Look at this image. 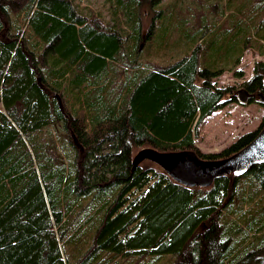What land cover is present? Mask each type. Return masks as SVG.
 <instances>
[{
	"label": "trees",
	"instance_id": "1",
	"mask_svg": "<svg viewBox=\"0 0 264 264\" xmlns=\"http://www.w3.org/2000/svg\"><path fill=\"white\" fill-rule=\"evenodd\" d=\"M81 1L0 0V264H264V162L206 188L132 166L142 148L218 161L257 135L264 113L219 153L195 147L238 101L218 78L264 55V0H103L108 20ZM241 88L264 98V61Z\"/></svg>",
	"mask_w": 264,
	"mask_h": 264
},
{
	"label": "rangeland",
	"instance_id": "2",
	"mask_svg": "<svg viewBox=\"0 0 264 264\" xmlns=\"http://www.w3.org/2000/svg\"><path fill=\"white\" fill-rule=\"evenodd\" d=\"M170 1V0H165ZM193 0H185L187 5H192ZM207 3H213L214 0H206ZM81 6L88 8H94L100 11L103 17L108 20L110 18L108 13V5L103 0H82ZM213 16V15H212ZM257 61H264V55L260 54L259 50L251 47L247 49L239 62L235 67V70L242 71L243 76L241 78L235 77L232 72H227L218 78L217 84L220 86H235L236 91L241 89L243 81L249 79L252 75L253 66ZM237 96V93H235ZM255 100L250 103L241 104L236 102H227L222 108L218 109L212 115L207 117L199 126L198 135L195 138L196 149L203 153H219L224 148L228 147L230 143L236 140L240 135L253 131L256 129L262 119L264 113V105L260 102V98L255 96ZM50 132L57 138L59 143L60 152H64L66 148L65 134L59 124L50 127ZM134 150L133 156L139 151ZM252 189H246V197L244 202L254 205V207L260 206L263 200L260 199L259 194L252 192ZM249 192H251L249 194ZM245 205V204H244ZM247 206L243 209L245 210ZM171 257H165L162 259H146L142 262L131 261L129 263L122 264H171Z\"/></svg>",
	"mask_w": 264,
	"mask_h": 264
},
{
	"label": "water",
	"instance_id": "3",
	"mask_svg": "<svg viewBox=\"0 0 264 264\" xmlns=\"http://www.w3.org/2000/svg\"><path fill=\"white\" fill-rule=\"evenodd\" d=\"M254 96L244 88L237 91V99L241 104H246ZM257 96L263 103L262 95ZM145 160L161 168L180 185L206 188L228 172L243 171L264 162V126L248 145L225 159L205 161L193 151L159 152L152 148H142L132 158L133 170Z\"/></svg>",
	"mask_w": 264,
	"mask_h": 264
},
{
	"label": "flooded vegetation",
	"instance_id": "4",
	"mask_svg": "<svg viewBox=\"0 0 264 264\" xmlns=\"http://www.w3.org/2000/svg\"><path fill=\"white\" fill-rule=\"evenodd\" d=\"M253 98H256V97H253ZM253 98H252V99H253Z\"/></svg>",
	"mask_w": 264,
	"mask_h": 264
}]
</instances>
